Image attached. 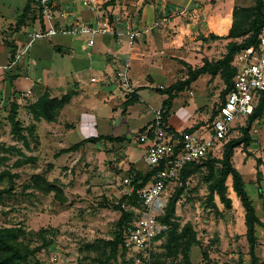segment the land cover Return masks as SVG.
Wrapping results in <instances>:
<instances>
[{
  "label": "rangeland",
  "instance_id": "1",
  "mask_svg": "<svg viewBox=\"0 0 264 264\" xmlns=\"http://www.w3.org/2000/svg\"><path fill=\"white\" fill-rule=\"evenodd\" d=\"M252 3L253 0L243 1V5L246 6ZM177 15L181 17L182 22H186L185 24L191 22L187 13L177 12ZM38 28L36 26V29ZM194 28L192 29L194 31L188 33L201 34L200 28L197 32ZM166 31L167 34H171V29ZM186 35L188 37V34ZM113 37L122 41V48L118 50L119 58L108 64L105 55L112 41L108 43L107 40ZM138 37L129 44L124 35L115 37L97 34L95 44L88 46L84 35L59 33L38 39L30 47L27 54L28 76L34 83L27 81L23 86L31 87L32 96L23 97L20 90H15L8 102L2 103L0 107V171L4 170L13 176L12 182L7 177L0 182V189H10L9 193L1 196L0 228L14 227L19 233V240L24 246L29 247L31 254L20 264H125L123 260L128 259V254L122 253L121 248L114 259H108L111 255L110 249L102 242L111 239L116 233L120 211L113 205L119 202L121 196L107 195L102 187H99V190L87 185L83 177L90 169L89 164L86 166L83 164V155L79 160L64 158L56 161L54 157L56 149L52 145L49 149L39 150L38 136L37 138L30 136L34 130H29L31 124L27 106L38 94L44 92L39 82L45 75L51 86L57 84L61 88L75 85V81H78L83 92L96 104L98 119L105 116L103 123L98 121L99 132L121 136L125 144L131 146L138 154L141 153V145L144 143L135 137L148 128L154 111L159 109L163 100L167 98L166 94H162L156 88H164L182 79L186 75V66L170 56L174 54L173 52L145 55L141 60L139 53L136 52ZM224 40H219L218 45L214 47L211 60H216L225 53ZM7 54L8 49L5 48L0 54V62L6 60ZM186 60L193 62L189 58ZM126 62L129 66L127 72L129 88L120 87L115 74L117 70L123 69ZM42 70H45V75ZM107 74H110L109 88L103 84L104 76ZM91 77L99 79L91 81ZM208 79H210L208 74L201 75L189 88L178 94L170 112V124L183 129L196 121H199L197 123L199 127L210 124L215 119L216 107L222 101L220 94L224 83L219 75L211 77L209 81ZM108 89L112 91L111 95ZM131 89L134 96L130 93ZM104 96H108V99ZM18 97L20 103L17 118L22 126L29 130L27 136L29 146L25 145V149L22 141L12 135L7 117H1L6 108L8 111L12 100ZM112 109L115 110L114 113H111ZM110 113L111 116L107 117ZM181 115L187 116L186 122L177 119L181 118ZM247 120L248 117L235 121L236 127H233L231 138L241 136V127L246 125ZM241 123L243 124L240 125ZM102 124L105 125L104 128ZM48 129L47 124L41 126V131L46 134ZM249 134L250 144L235 148L232 161L241 172L246 189L253 200L256 215L262 221L261 225H256L258 241L255 253L259 257L257 264H264V111L252 122ZM81 138L76 129L67 136L69 141L66 143L72 144ZM102 140L89 142L86 146L102 147L104 145ZM106 145L117 147L120 144L114 141L106 142ZM221 156L222 153H218L215 157ZM50 165L56 169H50ZM218 167L219 165L215 164V174ZM257 169L261 172L259 177L256 175ZM35 173L47 174L48 180L61 187L67 201L62 203L53 197V193L28 188L29 179ZM207 173L208 169L204 165L194 170L182 183L181 194L176 202L177 221L181 226L187 222L191 223L198 239L190 249L191 262L250 264L248 243L244 234L246 229L244 210L232 196L231 177L228 176L225 181L227 196L231 203L225 205L216 194L210 200ZM123 175L124 172L120 176ZM178 188L180 187L169 188L168 201ZM126 207L130 209L136 206L127 203ZM43 228H46L45 233L40 232ZM164 239L163 237L157 243V257L164 258L168 264H173L181 259V255L165 256L167 250L163 246ZM90 243H94L95 246L86 247Z\"/></svg>",
  "mask_w": 264,
  "mask_h": 264
},
{
  "label": "crops",
  "instance_id": "2",
  "mask_svg": "<svg viewBox=\"0 0 264 264\" xmlns=\"http://www.w3.org/2000/svg\"><path fill=\"white\" fill-rule=\"evenodd\" d=\"M27 1L28 0H0V54L5 48L8 49L6 60L0 62V107L2 103L8 102L9 97H12L13 91L20 90V92L23 93L26 89H31L30 86H23L24 82L30 81L34 83L28 76V56L27 58L20 59L16 63L9 62L10 47L8 43L14 46L16 55L27 39V31L39 25L36 21L32 22V25L31 20H28L19 28H15L16 21L22 13ZM83 1L84 0H52L56 11H64L68 14L64 21L66 25H71L77 21H84L95 25L109 24L119 30H138L140 34L136 40L138 45L136 52L139 53L141 60L144 59L145 55L153 56L156 54L173 52L174 54H170V56L176 58L175 61H184L192 67H198L202 65L204 59L211 60L214 47L218 45L219 40H222L213 39L211 35L224 36L227 34L232 22V9L234 5H243L244 0H116L109 5L105 4L108 0H95L96 3L93 6L84 4ZM103 3L104 5H102ZM177 12L181 14L187 13L191 22L187 24H185L186 22H182ZM194 26L196 27L194 28ZM193 28L196 29V32L197 29L200 28L199 31L201 34L199 32L196 35L188 33L189 31H194L192 30ZM167 29H171V34H167ZM182 31L185 33H182ZM186 34H188V37ZM197 35L198 37H196ZM107 41L108 43L112 41L111 45L107 47L108 53L105 55L109 64L110 61L119 58L117 54L118 50L122 48V41L114 37ZM227 42L228 39H225L224 44H227ZM189 52L190 55H188ZM187 58L193 62H188L186 60ZM108 64L105 65V69H107ZM42 71L44 74L45 70ZM109 75L110 74L105 75L103 79V84L108 86L107 88L111 86ZM96 78L95 81L99 79V77ZM209 78L211 79V75H209ZM210 79H208V81ZM39 84L42 91L47 90L52 97H60L69 90L76 92L70 101L59 111L56 121L49 122L44 119L36 121L29 113V124L34 125V133L30 136H38V142H40L39 150L49 149L52 145V147L56 149V153H54L56 161L64 158H69V160L76 158L75 160H79L83 155V164L85 166L89 164L88 168L90 169L83 177L88 183L87 185L99 190L102 187L107 195L113 194L116 197L121 196V190L123 189L121 181L125 177L130 176L128 171L135 170L145 173L149 170V167L144 163L142 158L145 144L141 145L142 152L138 154L131 146L125 144L122 139L116 140L120 145L117 147H110L106 145V142L113 143L114 141L102 140V138H99L107 135L117 137L118 135L99 132L97 128L99 125L98 121L103 123L105 116H100L101 119H98L96 104L83 92V88L79 86L78 81H75V85H68L61 88V86H57V84L51 86L45 75ZM58 91H60L59 94H55V92ZM108 92L111 95L112 91L110 89H108ZM40 95L41 94H38L37 97ZM104 97L108 99V96ZM176 97L172 99L170 112L172 111ZM16 101L17 104H19L20 97H18ZM6 110L7 108L4 110V115H1V117H7L8 111ZM186 111L188 112L187 109ZM114 112L115 110L112 109L111 113ZM111 113L107 117H110ZM17 117H19V113ZM170 118L171 115L168 119L169 123ZM177 119L181 120V122H186L180 118ZM197 123H199V121L193 122L192 125H188L185 128L192 127ZM43 124H47L49 128L46 131L47 134L41 131V126ZM54 124L57 125L55 126ZM103 126L105 125L102 124V128H104ZM23 127L25 126L23 125ZM176 128L181 129L179 127ZM76 129L79 131L82 138L77 142L67 144L66 141H69L67 136ZM23 135L25 139L22 138L20 140L25 149V145L26 147L29 146L27 137L29 136V130H24ZM99 140L104 141L102 147H97V145L86 146L89 142L95 143ZM81 141L83 142L78 148L60 153L62 149H66ZM49 167L50 169L52 168V170L56 169V167H52V165ZM123 172L124 175L121 177L120 175ZM43 176L46 178L47 174ZM231 193L236 202H239L235 192L231 190ZM256 236L258 241V235L256 234Z\"/></svg>",
  "mask_w": 264,
  "mask_h": 264
},
{
  "label": "trees",
  "instance_id": "3",
  "mask_svg": "<svg viewBox=\"0 0 264 264\" xmlns=\"http://www.w3.org/2000/svg\"><path fill=\"white\" fill-rule=\"evenodd\" d=\"M36 0H28L22 13L18 17L15 28H19L21 25L25 24L26 21L31 20L35 22L37 17L35 15V10L33 4ZM116 0H108L105 2L106 5L114 3ZM31 25V26H32ZM264 28V0H253V3L248 6L234 5L232 9V22L231 26L226 35L218 36L212 34L213 39H228L225 45V53L216 60L204 59L202 65L198 67H192L184 61H181L186 66V76L182 79H178L170 85L162 88L160 92L166 94L167 98L163 100L161 111L164 120H167L170 115V110L172 106V99L177 96V94L183 92L202 74L208 73L211 77L219 75L224 83V88L221 91L222 100L225 99L226 94L232 89L233 77L235 75V68L231 65L232 58L236 52L240 49L248 46H257L259 42V35ZM32 29V28H31ZM10 47L9 62L12 63L15 59V48L11 43H8ZM76 92L69 90L62 94L60 97H52L50 93L45 90L36 100L29 103L27 106L28 112L32 115V118L36 121L44 119L46 121L52 122L57 120L59 111L70 101L72 96ZM134 92L132 93V96ZM134 98V97H132ZM19 105L16 100L10 103L8 110L7 119L11 124V132L13 136L18 139H25L23 131L26 127H23L21 121L17 118ZM264 111V93L262 94L254 112L248 117L245 126L241 127L242 134L237 138L229 139L223 146L222 156L215 157L213 154L207 155L198 162H190L186 164L181 171L180 177L183 182L186 178L197 168L204 165L208 169L206 180L208 182V192L210 200L213 199L216 194L220 201L225 205L231 203L230 198L227 196V185L225 181L228 176L232 180V189L235 192L240 204L244 210V225H245V237L248 243V253L251 259L250 264H257L259 257L256 255L257 247V236H256V225H261L262 221L256 215V210L253 204L246 186L245 181L241 172L234 166L232 157L235 148L240 145L248 146L251 142V136L249 131L251 129L252 122L257 119ZM197 124L192 127H187L184 130L192 131L197 128ZM34 125L29 126V130H33ZM106 140L116 141L123 140V137H112V136H101ZM91 140V139H86ZM95 140V138H94ZM83 141L75 143L74 145L62 149L60 153L68 152L78 148ZM259 162V161H258ZM215 164H218V172L215 174ZM159 168H152L147 170L145 173L139 171H128L134 185V189L142 188L146 182H148L152 175ZM257 177L261 175L259 169L256 171ZM7 177L10 182H12L13 176L6 171H0V182ZM28 188L37 189L44 193H53V197L60 201L66 202L67 199L59 185L54 182L47 180L42 174L35 173L31 175L28 183ZM9 188L0 189V200L1 196L5 193H9ZM181 194V187L175 191L172 197L167 201L164 213L159 216V219L168 225V228L163 231L158 237V242L164 237L163 246L166 248L167 253L165 256H174L177 254L181 255V259L174 262L173 264H193L190 259V249L197 243L198 239L196 237L195 230L193 229L191 223L187 222L184 225H180L176 217V202ZM131 203L136 207H140V200L136 193L131 196L122 195L119 202L114 206L116 210L120 211V216L116 222V233L108 240L102 241L106 247L110 249V254L108 259L115 258L118 249H122V253H126V249L123 248V231L124 227L134 219L136 216L135 211L132 209L125 210L122 207V203ZM46 228L40 230V232L45 233ZM20 236L18 231L14 227H1L0 228V264H20L25 262L31 251L29 247L24 246L19 240ZM95 246L94 243L87 244L86 247ZM157 247V245H156ZM156 247L153 252V262L154 264H168L164 258H158L156 254ZM206 256V255H204ZM125 264H133V260L128 257ZM121 264V263H120Z\"/></svg>",
  "mask_w": 264,
  "mask_h": 264
},
{
  "label": "built area",
  "instance_id": "4",
  "mask_svg": "<svg viewBox=\"0 0 264 264\" xmlns=\"http://www.w3.org/2000/svg\"><path fill=\"white\" fill-rule=\"evenodd\" d=\"M83 2L92 6L96 3L95 0ZM33 8L39 28L33 27L27 31V39L12 63L27 58L34 41L59 33L84 35L88 46L94 45L97 34L115 37L124 35L129 44H132L140 34L138 30H119L109 24L95 25L77 21L66 25L64 21L68 14L56 11L52 0H36ZM231 65L236 70L232 89L226 94L225 99L218 103L215 119L210 124L200 125L192 131H186L185 128L177 129L168 122L170 115L164 120L159 108L154 111L148 128L135 137L145 144L142 158L149 170L159 169L142 188L137 190L134 189L130 176L121 181L123 186L121 196L136 193L141 201L140 207H130L137 214L123 231L122 246L126 249L128 257L133 260V264H154L152 255L158 243L157 237L168 228L159 216L164 213L169 188L181 187L183 183L180 177L182 168L190 162H199L209 154L216 156L222 153L224 144L231 138L232 130L236 127L235 121L247 118L254 112L264 93V28L259 35L257 46L240 49L234 54ZM128 69L126 62L123 69L115 73L120 87L129 88ZM96 79L91 78L92 81ZM132 92L131 89L130 93ZM22 95L32 96L31 89H26ZM186 117L181 115L180 119L186 120ZM122 207L129 210L124 202Z\"/></svg>",
  "mask_w": 264,
  "mask_h": 264
},
{
  "label": "water",
  "instance_id": "5",
  "mask_svg": "<svg viewBox=\"0 0 264 264\" xmlns=\"http://www.w3.org/2000/svg\"><path fill=\"white\" fill-rule=\"evenodd\" d=\"M156 89L159 90V91L161 90V88H159V87H157ZM228 204H229V203H228Z\"/></svg>",
  "mask_w": 264,
  "mask_h": 264
}]
</instances>
